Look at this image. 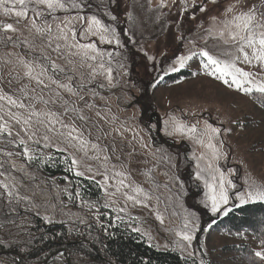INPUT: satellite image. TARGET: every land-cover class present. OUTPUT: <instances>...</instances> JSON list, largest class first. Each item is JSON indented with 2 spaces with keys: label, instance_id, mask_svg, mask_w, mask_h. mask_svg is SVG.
<instances>
[{
  "label": "rangeland",
  "instance_id": "rangeland-1",
  "mask_svg": "<svg viewBox=\"0 0 264 264\" xmlns=\"http://www.w3.org/2000/svg\"><path fill=\"white\" fill-rule=\"evenodd\" d=\"M65 3V9L50 14L44 5H39L43 16L35 18L37 25L45 27L42 21L47 18L52 37L57 33L58 24L65 30L75 29L77 43H93L103 53L104 69L99 68V58L90 60L71 55L70 52L77 50L64 49L62 40L53 39V47L56 43L61 44L62 54L53 51L46 46V41L41 42L31 27L34 19L31 11L27 17H17L15 11H5L13 5L5 4L0 7V90L26 106L34 105L37 111L56 113L65 124L78 129L89 145L95 144L102 151L90 149L87 158L75 148L57 151L58 147L66 148V145L49 132L47 134L52 138L49 147H43V141L41 144L28 142L33 159L27 161L16 154L22 149L8 142L15 139L16 128L20 125H15L6 115L9 112L27 115V112L0 100L4 105L0 115L13 126L12 137H0V173H3L0 182L14 184L19 195L25 198L19 203H9L0 192V228L3 231L0 240L6 238V228L32 217L48 225L69 228L91 223L100 225V216L104 213L99 212V207H104L107 202L109 207L104 208L114 212L115 223L139 233L158 250L174 251L187 259H206L210 264H245L241 259L227 258L221 253L223 247L237 241L214 232L211 221L225 215L226 210L264 203L247 200L241 205L238 199L241 194L247 199L250 186L264 189V109L250 94L236 90L230 80L225 84L217 78L218 74H211V67L206 70V61L200 53L208 51L217 58L231 59L225 53L234 51L232 42L225 43L227 33L223 38L218 35L223 28L221 22L247 12L253 6L264 8V0H215L214 3L212 0H163L164 6H161L162 0H76L79 8L72 7V0H65ZM19 7L16 5L17 10ZM201 7L205 10L201 11ZM229 8L232 11H227ZM92 16L115 30L119 44L115 40L110 44L101 42L98 35L87 34ZM8 24L15 31H4L3 26ZM68 35L71 37V32ZM25 38L28 43H22ZM246 51L252 54L251 49ZM41 55L73 75L71 81L63 75L53 78L76 87L77 95L57 88L48 80L45 83L49 87L42 89L25 76L18 57L28 62ZM180 56H192V59L178 71H171L178 67L176 61ZM236 66L251 73L252 79L264 82V66L259 62L253 60L252 64H247L241 59ZM109 67L112 69L111 82L106 75H90L93 69L106 73ZM181 70L191 71L194 76L176 84L158 85L164 77ZM80 84L84 87L79 88ZM41 96L49 101L47 105L39 99H31ZM81 96L82 100L79 99ZM53 100L56 102L52 103ZM150 104L158 117L145 120L151 129L147 130L140 122L141 106ZM66 107L76 111L66 113ZM78 113L84 117L83 121L78 118ZM173 118L186 127L195 126L198 135L205 133L208 125L219 129V135L211 142L222 153L221 158L213 160L212 150L207 147L208 135L203 136L204 143L200 144L190 135L173 131ZM56 127L59 128V124ZM96 155L100 159L91 158ZM201 156L205 159H199ZM73 157L79 161L76 167L71 164ZM104 157H108L106 162ZM209 161L220 170L216 173V190L219 191L218 179L222 172L224 191L228 196V203L222 204L215 214L211 211L210 189L204 182L205 179L212 182L211 176L201 172L202 179L196 178ZM44 165L53 169L60 165L64 172L49 177L42 174ZM106 169L110 177L114 172L124 173L127 177L125 184L130 187L122 188L123 193L144 200L132 190L134 187L143 189L149 197L144 200L147 206L133 204L120 193L106 196ZM76 170L83 175H75ZM78 178L96 185L97 199L82 196L73 186ZM108 185H112L107 189L109 192L115 190L114 179H110ZM121 208L125 210L120 211ZM178 233H188L193 239L185 241ZM250 243L257 252L264 251L252 239ZM0 264L10 263L0 258Z\"/></svg>",
  "mask_w": 264,
  "mask_h": 264
},
{
  "label": "snow or ice",
  "instance_id": "snow-or-ice-1",
  "mask_svg": "<svg viewBox=\"0 0 264 264\" xmlns=\"http://www.w3.org/2000/svg\"><path fill=\"white\" fill-rule=\"evenodd\" d=\"M214 3L215 0H212ZM5 4H12L13 8L5 9L6 12L15 11L17 17H27L29 11L34 14V19L31 22V27L35 29L36 33L40 36L41 42L46 41V46L53 49V51L58 54L61 53V44L56 43L55 47H53V39L56 41H64L63 48L64 49H76L75 52H70L71 55H79L82 58L97 60L100 59L99 68L104 69L105 64L103 61V53H101L93 43L89 44H79L76 42V32L75 29L69 28L65 30L61 28L59 24L57 25V33L54 37H52V29L51 25L48 24L47 18H43V24L45 27H39L36 23L35 18H41L43 16L42 11L38 7L39 5H44L48 10L49 14L51 12L56 11L57 9H65L67 7L65 0H0V7H3ZM31 4V7L29 6ZM16 5H19V9H16ZM161 6H164L163 0ZM72 7L79 8V4L76 3V0H72ZM201 11L205 9L201 7ZM227 11H232L229 8ZM114 18V17H113ZM53 19H56L53 17ZM81 19H88L85 17H81ZM223 28L219 30V37L223 38L225 33H227L228 40L225 43H228L230 40L232 42V47L234 51L229 50L225 54L230 56L231 59L224 60L217 58L214 55L209 54L208 51H201L200 55L204 58L206 63L204 64V68L207 70L209 67L212 69L211 74H218L217 78L222 79L225 84L231 81V85H234L236 90L242 91L245 94H251L253 91L264 93V82H260L252 79V74L236 66L238 60H243V62L247 64H252V61L255 60L259 62L262 66H264V8L259 6H253L247 12H242L240 14L234 15L232 19H225L221 22ZM4 31H15L11 24L3 26ZM68 32H71V37H69ZM87 34L90 35H98L101 42L112 43L113 40L119 44L118 38H116L115 30L110 29L105 26L100 19L96 16H92L89 21V26L86 30ZM8 40H11V37H7ZM13 43H16L13 41ZM22 43H28V39L25 38ZM246 49H251L252 54L249 55ZM236 53H240V55H236ZM192 59V56H180L176 64L178 67H173L171 71H178L180 68H183L187 61ZM44 61V63H40V61ZM19 64L25 69V76L34 80L38 85L43 88L49 87L48 84L45 83V80L51 82V84H55L57 88L65 89L72 95H77V88L72 86L71 84L62 83L60 81L55 80L53 77L55 75H63V77L71 81L73 80V75L66 73L63 68L59 67L55 61L51 60L49 57L41 55L38 58H34L32 61H24L23 59H19ZM66 63L71 64V61H66ZM91 67V65H89ZM75 69H73V72ZM91 77H95L96 75H106L109 82L112 80V69L109 67L105 72H98L96 69H93L90 74ZM84 85L80 84L79 88H83ZM55 95L57 97L60 96L59 92H56ZM31 99L39 101L45 105L49 103L47 100H43V97H31ZM79 99H83V97H79ZM0 100L6 101L7 104L14 108L25 109L27 115H21L19 113L9 112L6 115L9 117L10 121H14L15 125H20V127L16 128L15 131V139L9 140L10 144H14L17 147L21 148L22 151L16 153L17 155H22L27 161H31L33 159V155L31 154V150L28 147V142L31 141L35 144H41L43 141V147L51 146L52 138L47 134L49 132L53 133L54 136L60 138V143L66 145V148H57V151H66L67 148H75L78 151H82L85 157H88L89 150H95L97 152L102 151L98 148L97 145L91 144L89 145L88 141L83 137V134L79 132L73 125H68L61 120L56 113L51 111H37L33 106L29 107L23 104L22 102L14 99L11 96L2 93L0 90ZM55 103L56 101H51ZM4 105L0 104V111L3 110ZM91 107V105H88ZM68 111H76L74 108H65V112ZM80 120H84L82 115L77 114ZM0 121H4V116L0 115ZM59 124V128L56 125ZM173 131L184 133L190 135L191 138L195 139L197 143L203 144L204 135H208L209 142L207 147L212 150L213 160H218L221 158L222 153L216 149L215 145L211 142L212 139L219 135V129L208 125L206 127L205 133L197 134V129L195 126L186 127L182 123L175 121L173 118L172 124ZM23 133V135H21ZM12 137L13 136V126L8 122L4 121L0 123V137ZM27 137V139H25ZM8 156H11L12 153H7ZM94 159H100L99 155L91 157ZM199 159H205V157L201 156ZM108 157H104V161L106 162ZM71 164L76 167L79 164V161L76 160L75 157L71 159ZM199 167V165H198ZM92 171L91 168L88 169ZM219 168L215 167L214 164L209 161L206 168H201L200 172L197 173L196 178L202 179L201 172H208L211 176L212 182H209L205 179V186L210 189V200H211V211L213 214L220 211V207L222 204L228 203V196L224 191L225 177L222 172H220V176L218 179V187L219 191L216 190V182L217 176L216 173L219 172ZM3 175V173H0ZM75 175L81 176L83 173L79 170L75 171ZM119 177L120 179H116ZM110 179L115 180V190L109 192L107 189L112 185H108V181ZM127 177L124 173L114 172L110 177L107 174V169L104 173V186H105V195L106 196H115L117 193L125 195L127 201H131L133 204H142L143 206H147L144 204V200H147L148 194L143 191V189L139 187H134L132 190L139 196L142 195L144 200L137 199L132 195H128L127 193L122 192V188L130 187L125 184V180ZM230 184L231 181H228ZM0 192L4 195V197L11 203L12 201H16L19 203L20 200L25 199L20 196L14 184H9L6 181L0 182ZM240 204H244L247 200H252L253 202L259 200L264 201V189H259L250 186V190L247 193V199L243 194L238 196ZM115 203V201H113ZM104 207H109V204L106 202ZM125 209L121 208L120 211H124ZM226 210L224 212L227 215ZM158 219H160L158 215ZM188 227V223H185V228ZM136 230V229H134ZM182 237L183 240L191 242L193 236L188 233H178ZM261 244L264 245V241H261ZM256 257L264 259V251H258L255 253Z\"/></svg>",
  "mask_w": 264,
  "mask_h": 264
},
{
  "label": "trees",
  "instance_id": "trees-1",
  "mask_svg": "<svg viewBox=\"0 0 264 264\" xmlns=\"http://www.w3.org/2000/svg\"><path fill=\"white\" fill-rule=\"evenodd\" d=\"M194 73L181 70L168 75L158 82L160 86L176 84L193 77ZM251 98L264 109V93L253 92ZM157 113L152 104L141 106V124L147 129L145 120H156ZM9 149H13L9 147ZM63 168L44 165L42 174L54 177ZM68 175V173H65ZM70 180L72 176L68 175ZM76 178V177H75ZM73 184L82 196L95 198L99 196L96 185L88 180L78 178ZM101 206V205H100ZM100 225L91 223L69 228L64 225L46 224L32 217L6 228V238L0 240V258L16 264L17 254L22 264H44L54 254L64 251L71 264H210L209 260L182 258L177 252L158 250L148 244L144 237L132 231L124 224H117L114 212L99 207ZM211 229L231 237L236 244L222 248L221 253L227 258L241 259L245 264H264V259L255 256L257 252L251 245L252 239L261 248L264 245V203H250L227 212V215L216 217L211 221ZM0 228V234H2ZM53 264H66L65 258L55 257Z\"/></svg>",
  "mask_w": 264,
  "mask_h": 264
},
{
  "label": "water",
  "instance_id": "water-1",
  "mask_svg": "<svg viewBox=\"0 0 264 264\" xmlns=\"http://www.w3.org/2000/svg\"><path fill=\"white\" fill-rule=\"evenodd\" d=\"M58 254H62V255H64V257H65V259H66V263H67V264H71L70 261H69V259H68V257H67V254H66L64 251H60L59 253L54 254L53 256H56V255H58ZM14 255H15V254H14ZM50 260H51V259L47 260V261L45 262V264H48V262H49ZM16 264H22L21 261H20V259H17Z\"/></svg>",
  "mask_w": 264,
  "mask_h": 264
}]
</instances>
